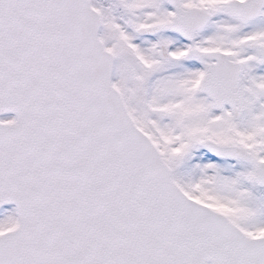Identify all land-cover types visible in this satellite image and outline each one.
Wrapping results in <instances>:
<instances>
[{"label":"snow or ice","instance_id":"snow-or-ice-1","mask_svg":"<svg viewBox=\"0 0 264 264\" xmlns=\"http://www.w3.org/2000/svg\"><path fill=\"white\" fill-rule=\"evenodd\" d=\"M0 264H264V0H0Z\"/></svg>","mask_w":264,"mask_h":264}]
</instances>
